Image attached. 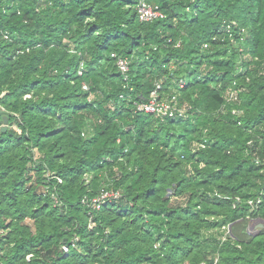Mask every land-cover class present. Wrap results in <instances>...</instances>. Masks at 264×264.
<instances>
[{
    "label": "trees",
    "instance_id": "16d2710c",
    "mask_svg": "<svg viewBox=\"0 0 264 264\" xmlns=\"http://www.w3.org/2000/svg\"><path fill=\"white\" fill-rule=\"evenodd\" d=\"M0 105V264H264V0H0Z\"/></svg>",
    "mask_w": 264,
    "mask_h": 264
},
{
    "label": "built area",
    "instance_id": "2783aa9c",
    "mask_svg": "<svg viewBox=\"0 0 264 264\" xmlns=\"http://www.w3.org/2000/svg\"><path fill=\"white\" fill-rule=\"evenodd\" d=\"M138 14L140 20L143 21H151L153 19L163 17V13L157 6L149 5L145 2H141L138 7ZM113 57H116V54H112ZM117 65L121 72L126 75L129 66H128V60L126 58L117 57ZM160 86H158L159 88ZM236 94L231 93V96L235 97ZM0 109L1 105H0ZM138 110L144 111L145 113H151L155 114L157 116L160 115H168L169 117L174 116H184L183 109H180L176 103V97L173 96L170 100H160L159 96L157 94V91H154L151 95V99L148 103H143L138 105ZM2 123L0 121V129L2 127ZM119 193L114 192H105L103 193L99 198L94 199L92 202V205L95 209H99L103 203H105L107 200H110L111 198H118ZM251 205L253 204V201L249 202ZM259 203V201H258Z\"/></svg>",
    "mask_w": 264,
    "mask_h": 264
},
{
    "label": "rangeland",
    "instance_id": "374dc122",
    "mask_svg": "<svg viewBox=\"0 0 264 264\" xmlns=\"http://www.w3.org/2000/svg\"><path fill=\"white\" fill-rule=\"evenodd\" d=\"M260 225L257 223V224H255V223H253L251 226H250V231L251 232H253V233H256L257 232V230H258V227H259Z\"/></svg>",
    "mask_w": 264,
    "mask_h": 264
},
{
    "label": "water",
    "instance_id": "95a60500",
    "mask_svg": "<svg viewBox=\"0 0 264 264\" xmlns=\"http://www.w3.org/2000/svg\"><path fill=\"white\" fill-rule=\"evenodd\" d=\"M7 120H8V118L7 117H3V125H2V127H1V130L2 131H6L7 130Z\"/></svg>",
    "mask_w": 264,
    "mask_h": 264
}]
</instances>
